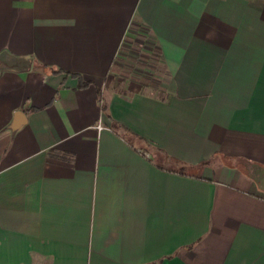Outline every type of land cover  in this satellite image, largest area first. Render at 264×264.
Returning a JSON list of instances; mask_svg holds the SVG:
<instances>
[{
    "label": "crops",
    "instance_id": "0c3cea01",
    "mask_svg": "<svg viewBox=\"0 0 264 264\" xmlns=\"http://www.w3.org/2000/svg\"><path fill=\"white\" fill-rule=\"evenodd\" d=\"M262 168L264 0H0V264H264Z\"/></svg>",
    "mask_w": 264,
    "mask_h": 264
},
{
    "label": "rangeland",
    "instance_id": "374dc122",
    "mask_svg": "<svg viewBox=\"0 0 264 264\" xmlns=\"http://www.w3.org/2000/svg\"><path fill=\"white\" fill-rule=\"evenodd\" d=\"M144 33H145L146 35H148V32H145L143 29H141V33H140V34H144ZM143 37H144V36H143ZM143 37H142V36L140 37V40H141V41H140V43H141L140 45H142V46L145 45V43H146L145 38H146L147 36H145L144 39H143ZM137 40H138V39H137ZM142 46H140V47H142ZM139 51H140V48L138 49V52H139ZM143 51H144V50H143ZM140 52H142V50H141ZM123 62H124V63H122V67H123V68H127V67L129 66L130 63H132V64L134 63V60H132V59L130 60V58H128V59L124 60ZM130 66H131V65H130ZM148 69H150V68L148 67ZM149 88H150V87H147V89H149ZM150 90H151V88H150Z\"/></svg>",
    "mask_w": 264,
    "mask_h": 264
},
{
    "label": "water",
    "instance_id": "95a60500",
    "mask_svg": "<svg viewBox=\"0 0 264 264\" xmlns=\"http://www.w3.org/2000/svg\"><path fill=\"white\" fill-rule=\"evenodd\" d=\"M17 117L15 119V124H18L21 117L24 115V113L22 111H18V113H16ZM257 180L260 181L261 187L264 189V168L259 169V176L257 178Z\"/></svg>",
    "mask_w": 264,
    "mask_h": 264
},
{
    "label": "trees",
    "instance_id": "16d2710c",
    "mask_svg": "<svg viewBox=\"0 0 264 264\" xmlns=\"http://www.w3.org/2000/svg\"><path fill=\"white\" fill-rule=\"evenodd\" d=\"M82 83H84V82L82 81ZM82 83H81V84H82ZM85 83H86V82H85ZM113 124H114V127L117 128V129L122 128V126L119 125V124H117L116 122H114ZM159 263H160V261L158 260V261H154V262L149 263V264H159Z\"/></svg>",
    "mask_w": 264,
    "mask_h": 264
}]
</instances>
